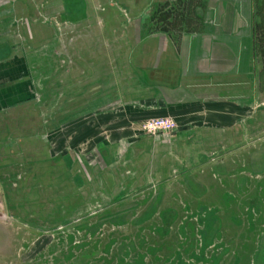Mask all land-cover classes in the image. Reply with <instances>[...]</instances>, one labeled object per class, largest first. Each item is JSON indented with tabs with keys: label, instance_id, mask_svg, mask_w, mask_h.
<instances>
[{
	"label": "rangeland",
	"instance_id": "1",
	"mask_svg": "<svg viewBox=\"0 0 264 264\" xmlns=\"http://www.w3.org/2000/svg\"><path fill=\"white\" fill-rule=\"evenodd\" d=\"M58 1L0 29V59H22L30 86L0 107V264H264V0ZM229 3L242 21L250 4L258 27L257 86L235 135L163 179L108 170L96 135L163 83L157 66L181 33L235 16Z\"/></svg>",
	"mask_w": 264,
	"mask_h": 264
},
{
	"label": "crops",
	"instance_id": "2",
	"mask_svg": "<svg viewBox=\"0 0 264 264\" xmlns=\"http://www.w3.org/2000/svg\"><path fill=\"white\" fill-rule=\"evenodd\" d=\"M57 1L0 0V29L13 24L16 9ZM58 2L62 6L64 0ZM247 5L249 18L245 21L239 19L240 8L229 3L228 9H236L235 16L226 11L218 23L213 17L196 32L181 33L177 48L163 52L157 66L163 70V83L148 84L124 101L112 116V130L96 135L91 142L92 147L104 151L101 157L108 170L119 176L121 169L125 174L132 170L137 185L155 169L163 179L172 170L195 166L207 139L235 135L238 102H245L244 108L246 102L252 103L258 81L254 63L258 27L251 19L252 7ZM26 67L18 57L0 59V107L23 103L30 88L27 79L21 77ZM158 118L174 120L177 131L147 136L134 130L137 124ZM85 131L86 136H93L90 130ZM157 173L153 172V178Z\"/></svg>",
	"mask_w": 264,
	"mask_h": 264
},
{
	"label": "built area",
	"instance_id": "3",
	"mask_svg": "<svg viewBox=\"0 0 264 264\" xmlns=\"http://www.w3.org/2000/svg\"><path fill=\"white\" fill-rule=\"evenodd\" d=\"M138 130L147 136L172 135L177 131V125L171 119L158 118L142 122Z\"/></svg>",
	"mask_w": 264,
	"mask_h": 264
}]
</instances>
